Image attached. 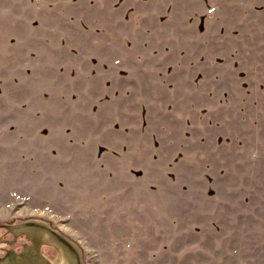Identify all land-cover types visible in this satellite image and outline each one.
Wrapping results in <instances>:
<instances>
[{
    "label": "rangeland",
    "instance_id": "obj_1",
    "mask_svg": "<svg viewBox=\"0 0 264 264\" xmlns=\"http://www.w3.org/2000/svg\"><path fill=\"white\" fill-rule=\"evenodd\" d=\"M33 217L86 264H264V0H0V222Z\"/></svg>",
    "mask_w": 264,
    "mask_h": 264
},
{
    "label": "water",
    "instance_id": "obj_2",
    "mask_svg": "<svg viewBox=\"0 0 264 264\" xmlns=\"http://www.w3.org/2000/svg\"><path fill=\"white\" fill-rule=\"evenodd\" d=\"M15 236L25 234L31 245L21 252L8 250L0 255V264H86L81 245L51 222L43 218L19 219L14 223H0ZM43 245H50L57 251L50 257L41 251Z\"/></svg>",
    "mask_w": 264,
    "mask_h": 264
},
{
    "label": "flooded vegetation",
    "instance_id": "obj_3",
    "mask_svg": "<svg viewBox=\"0 0 264 264\" xmlns=\"http://www.w3.org/2000/svg\"><path fill=\"white\" fill-rule=\"evenodd\" d=\"M15 221L3 223H13ZM0 230H2V232L0 233V251L2 252L1 255H4L8 250L11 249L17 252H21L32 243L31 240H29L25 234L15 236L12 232H9L8 229L4 226H0ZM41 251L46 253L50 257H54L57 253L56 249L50 245H43Z\"/></svg>",
    "mask_w": 264,
    "mask_h": 264
}]
</instances>
